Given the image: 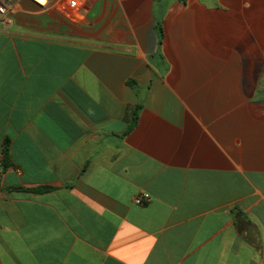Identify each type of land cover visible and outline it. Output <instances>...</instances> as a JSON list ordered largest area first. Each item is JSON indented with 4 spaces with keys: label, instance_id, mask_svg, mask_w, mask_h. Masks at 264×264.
Returning <instances> with one entry per match:
<instances>
[{
    "label": "crops",
    "instance_id": "0c3cea01",
    "mask_svg": "<svg viewBox=\"0 0 264 264\" xmlns=\"http://www.w3.org/2000/svg\"><path fill=\"white\" fill-rule=\"evenodd\" d=\"M68 2L0 18V264H264V0Z\"/></svg>",
    "mask_w": 264,
    "mask_h": 264
},
{
    "label": "built area",
    "instance_id": "2783aa9c",
    "mask_svg": "<svg viewBox=\"0 0 264 264\" xmlns=\"http://www.w3.org/2000/svg\"><path fill=\"white\" fill-rule=\"evenodd\" d=\"M21 0H0V18L5 17L9 14L15 13L17 6L19 5ZM36 5L46 8L50 0H30ZM70 7H76L78 4V0H69L68 2ZM150 200V196L147 193H143L142 195L134 198V203L140 206L145 205Z\"/></svg>",
    "mask_w": 264,
    "mask_h": 264
},
{
    "label": "trees",
    "instance_id": "16d2710c",
    "mask_svg": "<svg viewBox=\"0 0 264 264\" xmlns=\"http://www.w3.org/2000/svg\"><path fill=\"white\" fill-rule=\"evenodd\" d=\"M178 1L185 3L187 0H178ZM135 118H136V115H135ZM2 166H3V168H6L8 166V141H5V146H4V149H3ZM48 190H50V188H44V189L35 190V192H42V191H48Z\"/></svg>",
    "mask_w": 264,
    "mask_h": 264
}]
</instances>
